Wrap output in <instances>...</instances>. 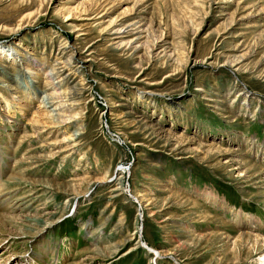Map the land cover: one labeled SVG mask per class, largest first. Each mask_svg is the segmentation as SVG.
<instances>
[{
    "label": "rangeland",
    "instance_id": "obj_1",
    "mask_svg": "<svg viewBox=\"0 0 264 264\" xmlns=\"http://www.w3.org/2000/svg\"><path fill=\"white\" fill-rule=\"evenodd\" d=\"M13 49L38 71L13 106L0 55V264H264V0H0Z\"/></svg>",
    "mask_w": 264,
    "mask_h": 264
},
{
    "label": "bare ground",
    "instance_id": "obj_2",
    "mask_svg": "<svg viewBox=\"0 0 264 264\" xmlns=\"http://www.w3.org/2000/svg\"><path fill=\"white\" fill-rule=\"evenodd\" d=\"M0 55H1V57L3 56V58L5 60H9L11 62V64H9V66L11 65L10 68L14 71V73H16L15 71H17V78L20 82L19 86H17V87L19 88V90H21L20 92L22 94H21V96L18 97V99L15 97L16 99L13 100L11 105L19 106L20 102H22L24 100V98L27 99V98L32 97V95H33L32 91L34 90V87H32V85H30L29 80L30 79L33 80L32 79L33 74L36 75L37 74L36 71H38V69H36V67H31L30 65L23 66V63H21L22 62L21 61L22 57L20 56L21 54L17 50L13 49V51L8 50L6 52L3 50L2 52H0ZM34 57H36V56H34ZM34 57H32L33 60H35ZM19 58H21V59H19ZM24 58L25 57H23V59ZM41 59H42V57H41ZM36 60H39L38 56H37ZM0 62L2 63V61H0ZM237 62H239L238 66H240V67L238 70L240 71V69L244 68L242 65L243 62L242 61H241L242 63L240 61H237ZM32 63L33 62H31V64ZM57 70L58 69L56 66H52L50 69V72H48V74H47V77H46L47 82L45 83V89H48V91H45V97L42 99L43 101H42V104L40 105V108L45 109V116L44 117L46 119L47 118L52 119L54 121L53 124L55 123V124L59 125L60 123L62 124V122H63L61 120L64 116V113L71 111V109H73L76 106V100H75L76 93L74 92V89L70 88V86L67 85L68 79H66L64 77H60L59 76L60 74H59V72H57ZM55 76L57 78H54ZM22 83H24V86H20V85H22ZM10 90L13 93L18 92L17 89H11L10 88ZM49 91H52V92L49 93ZM56 100H60L61 102L55 103ZM65 108L66 109L69 108L68 111ZM75 136H77V137H75ZM79 136H80V134L77 133L76 135H74V138L67 139L65 142L73 141L74 143H76L77 140L80 138ZM31 138L35 139L36 137H35V135H32ZM56 145H57V143H49V146H56ZM75 146H77V143L75 144ZM51 157H53V156H51ZM139 203L141 204V201H139ZM106 224H107V222L103 223V225H106ZM122 224H123V220L120 221V227L122 226ZM123 242H124V240L119 243V246L121 244H123ZM262 260L264 263V257H262Z\"/></svg>",
    "mask_w": 264,
    "mask_h": 264
}]
</instances>
